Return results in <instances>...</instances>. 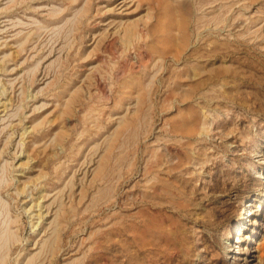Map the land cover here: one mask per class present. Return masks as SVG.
<instances>
[{
	"label": "rangeland",
	"instance_id": "rangeland-1",
	"mask_svg": "<svg viewBox=\"0 0 264 264\" xmlns=\"http://www.w3.org/2000/svg\"><path fill=\"white\" fill-rule=\"evenodd\" d=\"M0 264H264V0H0Z\"/></svg>",
	"mask_w": 264,
	"mask_h": 264
},
{
	"label": "bare ground",
	"instance_id": "bare-ground-1",
	"mask_svg": "<svg viewBox=\"0 0 264 264\" xmlns=\"http://www.w3.org/2000/svg\"><path fill=\"white\" fill-rule=\"evenodd\" d=\"M2 260H3V259H2ZM2 260H1V261H2Z\"/></svg>",
	"mask_w": 264,
	"mask_h": 264
}]
</instances>
